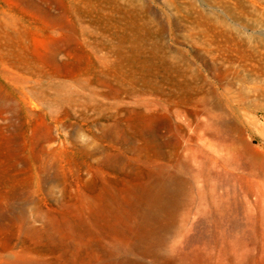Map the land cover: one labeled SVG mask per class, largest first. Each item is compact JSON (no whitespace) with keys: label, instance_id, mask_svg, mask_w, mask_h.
Segmentation results:
<instances>
[{"label":"rangeland","instance_id":"1","mask_svg":"<svg viewBox=\"0 0 264 264\" xmlns=\"http://www.w3.org/2000/svg\"><path fill=\"white\" fill-rule=\"evenodd\" d=\"M0 264H264V0H0Z\"/></svg>","mask_w":264,"mask_h":264},{"label":"bare ground","instance_id":"2","mask_svg":"<svg viewBox=\"0 0 264 264\" xmlns=\"http://www.w3.org/2000/svg\"><path fill=\"white\" fill-rule=\"evenodd\" d=\"M18 199L19 200H17V201H19L20 203H19V207H21V210H23V205H25L24 204V202H27L28 200H30V197L28 196V195H23V197H21V196H19L18 197ZM11 207L12 208H9V210H11V209H15L14 207H13V203L11 204ZM19 207H17V209H20Z\"/></svg>","mask_w":264,"mask_h":264}]
</instances>
